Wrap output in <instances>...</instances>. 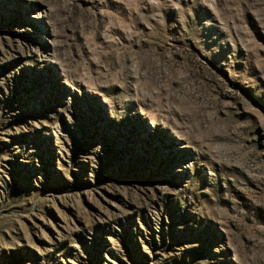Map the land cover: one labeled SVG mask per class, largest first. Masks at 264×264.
<instances>
[{
	"label": "rangeland",
	"instance_id": "obj_1",
	"mask_svg": "<svg viewBox=\"0 0 264 264\" xmlns=\"http://www.w3.org/2000/svg\"><path fill=\"white\" fill-rule=\"evenodd\" d=\"M0 264H264V0H0Z\"/></svg>",
	"mask_w": 264,
	"mask_h": 264
}]
</instances>
